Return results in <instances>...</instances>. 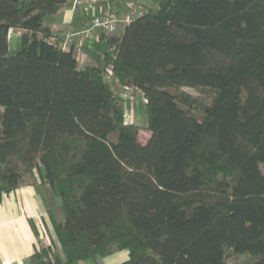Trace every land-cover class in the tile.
<instances>
[{
	"label": "trees",
	"instance_id": "trees-1",
	"mask_svg": "<svg viewBox=\"0 0 264 264\" xmlns=\"http://www.w3.org/2000/svg\"><path fill=\"white\" fill-rule=\"evenodd\" d=\"M66 3L0 0V199L37 172L64 213L33 264H264V0H160L85 67L49 24Z\"/></svg>",
	"mask_w": 264,
	"mask_h": 264
},
{
	"label": "crops",
	"instance_id": "crops-1",
	"mask_svg": "<svg viewBox=\"0 0 264 264\" xmlns=\"http://www.w3.org/2000/svg\"><path fill=\"white\" fill-rule=\"evenodd\" d=\"M160 0H104L91 5L84 0H67V3L49 19V24L56 34L71 32L75 39L74 47L81 67L94 64V57L109 52V46L102 34L92 41L82 38L81 31L94 13L115 12L124 17L130 10H146L159 6ZM124 27L117 32L120 35ZM21 31L11 29L9 34L10 52L20 45ZM41 180V177H40ZM42 180L34 184L22 185L0 199V264H33L34 255L47 248L54 237V224L59 221L54 212L49 211L45 194L49 187L41 189ZM52 207V206H51ZM49 230L50 238L43 243L40 227ZM49 244V245H48ZM59 248V247H58ZM243 256H231L232 264H241ZM129 259L128 251H117L106 257L90 259L74 264H124ZM248 264H251L250 262Z\"/></svg>",
	"mask_w": 264,
	"mask_h": 264
},
{
	"label": "rangeland",
	"instance_id": "rangeland-1",
	"mask_svg": "<svg viewBox=\"0 0 264 264\" xmlns=\"http://www.w3.org/2000/svg\"><path fill=\"white\" fill-rule=\"evenodd\" d=\"M124 27V26H123ZM16 52V50H13L12 48V53L14 54ZM188 93L193 94L195 97L199 98L201 101L203 102H209V99L207 96H205L204 93H201L200 91L196 90V89H192V88H187L185 89ZM123 89H121L120 92V96L123 99V105L125 107L126 110V120L130 123H135L139 126L142 127H146L147 126V109H146V99L144 97V95L139 92V91H135V92H127L126 94H124V96H122L123 93L122 92ZM144 129V128H143ZM141 130V140L142 141H146V139L149 136V133L146 129ZM120 170V167H119ZM35 175V177H34ZM33 177L27 176L26 179L24 180V184L23 185H29V184H34V186H36V184H38L41 180H40V176L36 173H34ZM42 189V186H41ZM45 194V198L47 203H50L53 209L54 214L56 215V217L58 218L59 221H64V213H63V209H62V201L61 198L58 196H55L53 194V192L48 189L46 192H44ZM38 227H40V231L38 230L37 232L40 234V237H42V241L43 243L47 242V238H50L49 235V230L45 227H42L41 225H38ZM51 240V244L47 247H54L53 249L56 250V248H58V240L55 236L54 233V237L53 240ZM54 243L57 244V246L54 245ZM59 249V248H58ZM255 261L254 257H251L249 255H243V258L241 260V264H248L249 262H253Z\"/></svg>",
	"mask_w": 264,
	"mask_h": 264
},
{
	"label": "built area",
	"instance_id": "built-area-1",
	"mask_svg": "<svg viewBox=\"0 0 264 264\" xmlns=\"http://www.w3.org/2000/svg\"><path fill=\"white\" fill-rule=\"evenodd\" d=\"M91 5L98 4L104 0H84ZM143 16V10H130L126 12L124 17H120L119 14L115 12H105V13H94L88 23L83 27L81 31V36L87 41H92L97 35L105 33L107 35L116 34L120 28L129 25L134 19ZM61 40L60 47L63 51H70L71 44L75 39V34L71 32H64L59 34ZM52 42L56 41V37H52ZM124 91V92H123ZM123 94L127 92L138 91L136 89L125 87L123 89ZM140 92V91H139Z\"/></svg>",
	"mask_w": 264,
	"mask_h": 264
},
{
	"label": "water",
	"instance_id": "water-1",
	"mask_svg": "<svg viewBox=\"0 0 264 264\" xmlns=\"http://www.w3.org/2000/svg\"><path fill=\"white\" fill-rule=\"evenodd\" d=\"M229 254H230V255H233V253H232V252H230Z\"/></svg>",
	"mask_w": 264,
	"mask_h": 264
}]
</instances>
